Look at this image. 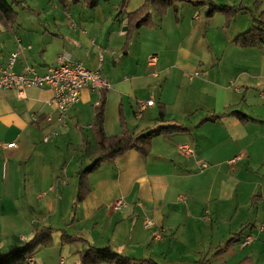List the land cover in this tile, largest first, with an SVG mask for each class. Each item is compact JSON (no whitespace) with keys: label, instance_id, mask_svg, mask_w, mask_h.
Here are the masks:
<instances>
[{"label":"crops","instance_id":"0c3cea01","mask_svg":"<svg viewBox=\"0 0 264 264\" xmlns=\"http://www.w3.org/2000/svg\"><path fill=\"white\" fill-rule=\"evenodd\" d=\"M255 1L235 0L247 11L229 29L217 18L221 14L208 17V5H191V17L180 14L182 3L178 18L171 16L173 7L162 18L152 12L155 27L136 31L128 53L123 51L126 15L117 17L119 5L110 1L88 10L84 2L66 0L63 7L55 0L38 9L41 26L22 32L17 24L8 29L0 23V64L9 63L19 41L32 46L16 62L17 73L29 64L45 74L64 52L101 71L110 85L108 136L122 132L121 114L134 135L160 125L180 127L155 137L147 158L131 150L92 173L90 194L73 215L77 175L97 158L85 148L96 145L92 125L100 93L84 89L80 102L60 121L49 105L51 89L29 88L24 99L14 90H0V240L16 239L14 251L37 230H54L52 241L36 249L34 264H81V254L90 247H109L124 257L158 264H222L229 258L234 264L245 259L264 264V185L259 182L264 181V46L235 43L255 27L253 17L264 12V0L257 6ZM244 14L249 19L239 22ZM215 20L220 24L216 30ZM152 56L155 65L149 62ZM147 100L155 105L140 120L137 105ZM161 106L166 112L162 124ZM235 112L250 121L231 116ZM214 116L220 118L206 121ZM54 132L58 136L44 143ZM12 143L16 147L8 149ZM183 144L195 150L194 157L180 154ZM200 161L208 168L201 170ZM242 185L263 188L261 195H249L243 207L235 200ZM117 199L127 204L118 212L109 207ZM240 208L254 220L240 223L234 232L232 220ZM147 220L152 221L148 228ZM64 233L85 242L65 243ZM238 233V242L216 256ZM247 236L255 241L242 248Z\"/></svg>","mask_w":264,"mask_h":264},{"label":"trees","instance_id":"16d2710c","mask_svg":"<svg viewBox=\"0 0 264 264\" xmlns=\"http://www.w3.org/2000/svg\"><path fill=\"white\" fill-rule=\"evenodd\" d=\"M109 2L110 0H104ZM130 0H122L119 5V12L117 17L126 15L127 33L126 43L124 46V53H128L130 42L134 38L136 31L141 28H154L155 22L152 17V12H155L160 18L167 15L169 9L176 3H189L195 7H202L208 5V17H213L216 14H223L225 16L224 28L229 29L242 11H247V8L243 6H226L217 5L209 0H145L142 7L132 13L126 14V7ZM75 4L84 2L88 9H95L99 6L101 0H73ZM258 0L255 1L254 6H257ZM20 2L13 1L9 3L7 0H0V23L6 27L11 28L16 25L18 20V14L14 10V6H19ZM33 11L32 9H30ZM255 27L247 32L239 35L235 43L241 48H253L264 46V12H262L258 18L253 17ZM108 90H103L100 93V99L98 104L94 108V119L92 130L95 135L96 145L91 147L86 145V154L89 157L96 156L93 164L86 169L81 170L78 177V189L76 201L73 205V215L76 214L78 205L82 203L90 194V175L99 170L103 164H114L117 159L122 158L131 150L138 152L143 158L150 156L152 152V142L155 137L175 133L180 131L179 126L160 125L150 130L142 132L141 134L134 135L130 132L125 116L121 114V128L122 132L115 136H108L105 131V116H106V103H107ZM231 116L238 118L241 122L250 121L248 117L235 112ZM220 117L214 116L207 118L206 121H214ZM166 112L163 106L160 107L159 122L162 124L165 122ZM54 230L51 228H42L34 233V237L26 242L24 246L16 249L10 253L0 255V264H19L23 263L29 258L34 256V253L41 245L48 244L52 241ZM241 233L235 235L230 239L225 249H219L216 252V256L224 253V251L231 248L238 242ZM62 241L65 243H77L85 242L81 238L69 236L64 233L62 235ZM249 259H245L240 264H248ZM158 264L157 262L148 259L143 261H136L129 257H124L111 248H94L90 247L86 252L81 254V264ZM198 262L197 264H202Z\"/></svg>","mask_w":264,"mask_h":264},{"label":"built area","instance_id":"2783aa9c","mask_svg":"<svg viewBox=\"0 0 264 264\" xmlns=\"http://www.w3.org/2000/svg\"><path fill=\"white\" fill-rule=\"evenodd\" d=\"M32 46H24L20 41L17 50L11 54L9 63L6 65L0 64V90H14L20 99L25 98L26 90L29 88H49L53 92V97L49 101L59 116V120L66 119L68 112L76 106L80 100L84 89H90L94 92L101 93L103 90H108L110 85L107 79L102 75L100 70H90L82 63L73 61L70 54L62 53L57 64L49 67L45 74H39L35 67L26 64L21 73L14 71V66L24 50H31ZM151 65L156 64V57H150ZM194 76H199L196 72ZM155 105L154 100L141 101L137 105L136 116L138 119L144 117L148 108ZM37 121V118H34ZM58 133L48 134L44 137V143L51 141L53 137H57ZM8 149L16 147L15 143L8 144ZM179 152L183 156L190 158L195 156V150L183 144L179 147ZM201 170L208 168L206 162L200 161ZM127 204L123 199L114 200L109 204L113 211H121ZM145 226H152V221L147 220ZM262 226L261 230H263ZM26 241V239H24ZM255 241L253 236H247L242 242V247L245 248ZM23 264H34L33 257L26 260Z\"/></svg>","mask_w":264,"mask_h":264},{"label":"rangeland","instance_id":"374dc122","mask_svg":"<svg viewBox=\"0 0 264 264\" xmlns=\"http://www.w3.org/2000/svg\"><path fill=\"white\" fill-rule=\"evenodd\" d=\"M15 1L16 2H20V5L15 7V10L19 14V18H18L17 23H16L17 26L15 27V29L19 28L20 31L22 32L24 30L33 29L36 26H41L42 24H41V21L40 20H42V19H41L40 14L42 12L39 13L38 12V9L41 6H43V5H48L51 2H54L55 0H39V3H37L38 2L37 0L36 1H34V0H15ZM65 1L66 0H57V2H60L63 7H64V4H65ZM121 1L122 0H110V2L108 4H110V5H120ZM213 1H215V4H218V5H229L230 7H234L236 5L235 4V0H213ZM12 2H10V3H12ZM180 3L181 2H176L172 6L174 9L171 11V13H172L171 16H174V17L176 16V18H178V15H179L178 14V8H179V6H177V5L180 4ZM140 5H141V0H130L129 3H128V5H127V7H126V10L135 11L136 9L139 8ZM191 5L192 4H189V3H182L181 6H180V10H179L180 14L181 15L184 14V15H187V16H190L191 17V15H192L191 12H193V8L191 7ZM239 5H241V4L239 3ZM118 8H119V6H118ZM30 9H32L33 11H31ZM88 10L85 11V14H89L88 13L89 12ZM208 10L209 9L207 8V11ZM202 15L205 16V12H202ZM221 15L223 17H221ZM221 15H220V17H217V18H222V19L225 20V16L223 14H221ZM240 16L241 17H240V21L239 22H241V19H243L244 21L247 20L246 18L249 19V15H245L244 14V15H240ZM214 25H215V30H216V28L220 24L218 23L217 20H215L214 21ZM0 41H1V38H0ZM242 163H243V160H241L238 164H242ZM259 182H261L264 185V181H259ZM262 189H263L262 186H259V185L255 186V187L242 185V186H240L238 188V193H236L238 196L237 197L235 196V200H238L239 203L241 204V207H243L248 202V200H249L248 199V196L249 195H252V194H255V193L257 195H261ZM248 215H249L248 214V209H245V208H240L238 213L235 212L234 220H232L234 222V224H235V226L233 224L234 232L239 229L238 225L240 223L247 221V219H250L251 221L254 220V218H252L253 215H251L249 218H248ZM256 233H258V231ZM244 239L241 241V243L239 245L242 246V242L244 241ZM14 240H16V239H14V238L11 239L10 238V239L7 240L6 243H5V239H4V243H3V240H0V255L6 254V253H9V252L12 251L13 248H12V245L11 244L14 243ZM8 244H10L11 246H8ZM5 246L8 247V248L4 249ZM210 263H212V264H220V262H210ZM234 263L235 262H232L230 260V258H229V260L227 262H222V264H234ZM19 264H23V261L20 262ZM160 264H169V263L160 262ZM181 264H194V262H190L189 261V262H183ZM202 264H205V262L202 263Z\"/></svg>","mask_w":264,"mask_h":264}]
</instances>
